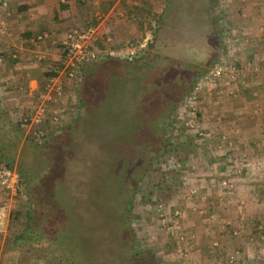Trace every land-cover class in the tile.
<instances>
[{
    "label": "rangeland",
    "instance_id": "rangeland-1",
    "mask_svg": "<svg viewBox=\"0 0 264 264\" xmlns=\"http://www.w3.org/2000/svg\"><path fill=\"white\" fill-rule=\"evenodd\" d=\"M184 1L173 0L164 21L158 25L152 20L151 28L146 29L151 30L148 35L150 47L144 41L137 48L139 52L144 51L143 58L152 56L148 68L126 71L119 76L112 74L107 83L101 85L100 80L106 82V72H118L120 69L119 62L106 61L104 69L101 68L96 76L100 84L98 87L105 86L106 98L127 99L131 96L133 103L148 98L157 105V102L163 101L158 98L160 96L157 99L148 96L144 88L149 84L140 83L145 79L143 74L154 68V83L149 88L164 86L170 89L173 96L177 95L179 104L172 111L169 121L162 116L164 108L156 116L143 115V118H156L159 136L168 148L163 151L164 147L157 142L152 152L155 157L152 154L149 156L153 167L162 172L163 181L148 184L145 180L137 184L138 195L133 202L130 219L138 249H133L135 253L139 249L144 251L148 264H264V235L263 239L260 238L264 224L261 225L262 221L258 219L247 220L244 209L240 212L237 203L226 201L256 162L246 152L237 151L235 129L226 116L229 111L221 114L218 109L222 102L228 103V98L234 95L245 97L243 88L254 76L240 71L242 64L247 62L239 61L244 58L237 54L239 46H232L229 38L226 40L225 34L222 35L225 29L231 28L225 15L227 0H206V4L198 0L199 4L192 6ZM194 19L201 23L195 24ZM127 47L122 48L125 50ZM131 47L134 46L128 48ZM221 59L226 61V71L221 77L214 78L209 71ZM230 66L237 70L238 76L235 70L231 72L233 68ZM95 69L89 68L85 74ZM253 72L255 76L263 74L260 69ZM232 73L234 78L230 77ZM206 74L208 79L204 78ZM230 86L234 87L231 91ZM235 86L243 90L236 93ZM195 88H198L196 92ZM194 95L195 99H192ZM74 98L72 93L67 100L73 102ZM36 102L37 98L34 105ZM101 105L105 106L106 102L100 99L91 106H83L85 132L80 134L85 122L78 123L68 135L66 146L58 145L51 149L50 144L43 143L47 148L43 150L42 146L29 139L28 136H32L31 127L20 131L17 145L12 141L18 134L12 131L10 125V130L2 128L0 131L1 142L11 150V169L17 175L23 173L27 177L17 191L0 190V209L5 216L0 221V264H83V259L90 264L93 259L83 251L98 254L107 251L105 257L108 264L113 261L135 264L128 238L119 227L121 207L117 206L122 200L118 198V194L123 193L120 191L123 190L121 183L127 182L128 185L135 178V171H132L128 179H119L122 168L130 169L133 165V157L127 152H120L126 149V145L121 149L123 138L110 134L107 128L110 117H103L105 114ZM228 106L223 104L221 112ZM10 117L9 124L16 120L14 116ZM155 124H152L154 134L157 129ZM67 132L63 128L61 134L55 137V142L61 143ZM7 141H10L9 144ZM68 145L72 147L70 151L77 153L67 151ZM72 154L79 155L83 161H71V158L76 159ZM1 157L0 161L5 162ZM29 179H33L34 183L28 182ZM51 180L66 182L72 188L80 183L82 195L65 197L63 187L53 185ZM34 186H37L38 195ZM108 192L109 195L106 194ZM83 197L88 199V203ZM48 198L53 207L45 206ZM29 202L33 204V210L40 211L42 207L40 217L47 218L45 230L54 232L61 240L66 238L63 249L54 244L39 243V239L38 242L28 240L14 248L5 247L7 239L23 227V216ZM67 205H71L73 211L68 218L63 214ZM44 211H48L46 215ZM16 213L21 214L19 221L14 219ZM87 217L90 225L85 228L82 225ZM106 222L110 224L97 230L101 231L100 236L97 235L100 245H90L89 230H96ZM254 227L257 232L249 233ZM102 242L105 245H101ZM74 251L76 255L70 257Z\"/></svg>",
    "mask_w": 264,
    "mask_h": 264
},
{
    "label": "crops",
    "instance_id": "crops-1",
    "mask_svg": "<svg viewBox=\"0 0 264 264\" xmlns=\"http://www.w3.org/2000/svg\"><path fill=\"white\" fill-rule=\"evenodd\" d=\"M225 3L227 24L235 35L234 44L239 46L237 54L244 57L239 61L247 62L242 66L254 77L243 88L245 97L237 94L228 98V103L215 105H220L221 114L229 111L226 116L235 129L237 151L246 152L256 162L226 201L237 203L240 212L244 209L247 220L258 219L263 225L264 171L260 169L264 170V0H227ZM7 4L6 32L0 35V109L9 121V116L31 112L46 81L45 69L59 60V44L70 28L84 23L95 25L103 39H109L106 45L113 52L123 51L122 46L132 41H146L149 47L151 30L146 31L147 25L143 30L138 28L134 12L142 9L159 15L167 1L7 0ZM219 8L221 12L222 5ZM43 33L47 37L36 42ZM41 56L43 59L39 60ZM259 69L263 74L255 76L253 71ZM233 89L229 87V91ZM235 89L236 93L243 90L238 86ZM223 104L229 106L222 113ZM251 232L256 233L257 228ZM261 233L263 239L264 228Z\"/></svg>",
    "mask_w": 264,
    "mask_h": 264
},
{
    "label": "trees",
    "instance_id": "trees-1",
    "mask_svg": "<svg viewBox=\"0 0 264 264\" xmlns=\"http://www.w3.org/2000/svg\"><path fill=\"white\" fill-rule=\"evenodd\" d=\"M165 1H167V5L165 7V10L163 11V13H161L159 15H153L150 12H147L146 10H142V9L136 10L134 12V18H135L136 24L140 30H143L144 28H146V25H147L148 29H150L151 28V24H150L151 19L154 20V22L157 23L158 25L164 21L163 19L165 16H168V9L171 7V5H172L171 3L173 2V0H165ZM179 1L183 3L184 0L183 1L179 0ZM197 1L198 0H185L184 3L192 6L194 4H199V3H197ZM202 1H203V3L206 4V0H202ZM205 4H202V5L205 6ZM7 7H8V4H7V0H6V7L3 9H0L1 10L0 14L2 17L5 16L4 14H6V12H7ZM61 7H64V5H62ZM194 23L199 25L201 22H199L197 19H194ZM88 25H89V23H87V24L84 23L81 26H74V27H87ZM225 32H227V29L224 32H222L223 36H224ZM46 35H47V33H43L42 35H40L38 37H42V41H43L45 39L44 37ZM38 37L36 38V42H38V40H37ZM234 37H235V35H234ZM105 41H106V39H102L100 42V46L103 49H107V50L111 51L110 47L106 45L108 42L107 41L105 42ZM140 44L141 43H139V42L132 41L131 43H128L127 46L128 47L129 46L137 47ZM122 47H124V46H122ZM149 47H150V43H149ZM61 49L62 48L59 47V52H60L59 60L56 62H52V65L53 66L58 65L59 69L62 68L66 62L65 52H63ZM125 51L126 50L120 51V52L122 54H125ZM143 52H139V50H138L136 55L131 60H129L127 57H124L125 55H123V57L121 55H118V56L107 55L103 60H101L99 62L86 64L85 66L80 67V68L78 66L73 67L72 69H76L75 70V77L67 80V82H66L65 92L63 94V96H64L63 100H65V101L60 100V101L56 102L55 104H52L51 107H48V111L46 113V117H45L44 121H42V123L38 126H32V128H31L32 129V133H31L32 136L31 137L28 136L29 139H31L32 143H35L39 147L42 146L41 148H44L43 150L47 149V148H45L46 147L45 144L42 145L43 143L50 144L51 149L58 147V145L66 146L68 135L73 131V129L77 126L78 123L82 122V124H83L85 122V120H84L85 116L83 113V106L84 105L91 106L95 102H97V100H100V99L103 100V103L106 102V105L105 106L101 105V107L103 106L102 110L105 114V115H103V117L104 118L106 116L110 117L108 119L107 128L110 129L111 135H114L115 137L118 136L119 139L123 138V140H122L123 145H122L121 149L125 147L124 144L126 145V147H125L126 149H124L120 152H124V153L127 152V154L129 153L133 157V165L131 166L130 169H126L125 167L122 168V170H121L122 175L120 176L119 179L122 180L123 177H125V179H128V177H130V173L132 171H135V175H134L135 178H133L131 180L132 183L130 182V184H128V185L126 184L127 182H125L124 184L121 183V186H123V188H122L123 190H120V191H123V193L120 192L118 194V198L122 199V200L117 206L121 207L120 220L118 221L120 224L119 227L122 228L121 230H123L124 234L128 238V243L130 244L129 247L132 249V253H133V254L131 253V258L135 264H148L146 262V259H145L146 254L144 253V251L139 249L138 252L135 253V249L137 250L138 247L135 243V236L133 233V229H132V225H131V219H130L131 218V211L133 208V202L135 201V197L138 195L137 184H138V182H140V181L144 182L145 180L147 181L148 184H150L151 182L156 181V180L163 181L164 178H163L162 172L153 167V164H151V160L149 159V156L152 154L153 149H155V145L157 144V142H158V144H161V147H164L163 151H166L168 148L167 144H164L162 142L161 136H159L160 135L159 134L160 129H158L156 127L157 126V123L155 124L156 118L155 119L154 118L153 119L143 118V115L153 114V116H156V113H158V114L161 113L162 108H164L165 113L162 116L169 121V118L172 117L171 116L172 111L175 110L176 107H178L177 105H179V104H177V101H176L177 95L173 96V92L170 89L164 88V86H155L156 89L149 88L150 84L154 83V74H156V72H155L156 70H154V68L152 70L148 69V72L146 74H143V76H145L144 77L145 79L142 80L140 83L149 84L148 87L144 88V90H147L148 96L151 95V97L154 99H157V96H160L158 98H160V100H163V101L157 102V105H154V102H151L148 98H146L144 101L137 102V103H135V102L133 103L131 101V100H133L131 98V96L128 97L127 99H123V98H121V99L120 98L109 99V98L105 97L106 96L104 93V90H105L104 87L105 86H103L101 89L98 86L100 84L105 85L107 83L108 78L110 76H112V74H118V76H119L120 74H122L123 72H126V71L131 72V71H134L135 69H139L142 67H144V69L148 68L149 61L152 59V56H150L149 59L143 58V55H144ZM106 61L119 62L120 69L118 72L113 71V70L111 72H108V73L106 72V74H107L106 82H103L102 80H100V84H99L98 83L99 80L96 78V76L99 73V70L105 66L104 63ZM101 62H103V63L100 65L99 68L95 69L92 73H90L88 75L85 74V72L89 68L95 67L97 64H99ZM204 73H206V72H204ZM52 74H53L52 66L49 65L48 68L45 69V80L49 76H51ZM151 75H153V76H151ZM160 75H161V73H160ZM95 87H97L98 89L95 90ZM72 93L75 94V98L72 100L73 102H68L69 100H67V99H68V97L69 98L71 97ZM185 96H187V94H185ZM93 97H94V101L91 102ZM56 109H58L60 111V113H61L60 116L62 117V120L59 119L60 122H58V123H55L52 121V114H53L52 112ZM3 112L4 111L1 108L0 109V131H2V128H5V129L8 128L10 130V127H11L12 131L14 130L16 135L18 134L16 136V140L12 141V143L14 145H17L20 142V138H21V135L19 134L20 131H23V130H25V128L28 127L33 114L31 112H29V113H26V114L19 116V117L14 116V119H16V120L13 123L11 122L9 124L8 120L3 118V115L5 114ZM72 122L74 124L72 126H69V125H71ZM152 124H155L154 127L157 128V129H155L156 134H154V132H153L154 128H153ZM8 125H10V127ZM63 128H65V131L66 132L68 131V132L65 136L63 135V141L61 143H56L55 137L57 138L61 134V131ZM85 129H86V122H85V127H82L80 129V134L85 132ZM12 133L13 132H11V134ZM78 136H80V135H78ZM9 142L10 141H7L6 143L9 144ZM168 145L170 146L171 144H168ZM70 148H72L71 145H68L67 151H70L69 150ZM75 150H77V149H75ZM10 152H11V150L8 149V147H5V145L0 140V157L2 156L5 160V162L0 161V166H4L7 168L12 167L13 160H11L12 156L10 157ZM71 152H75V154L77 153V151H70V153ZM73 155L74 154H72V156ZM152 155H154V157H155L154 153ZM71 159H72L71 161H73V160H76L78 162L83 161L79 155H78V157H76V159H73V158H71ZM58 170H59V168H58ZM18 177H19V186H18V188H19V187L23 186L22 181H24V179H27V177L23 173L18 174ZM32 180L33 179H29L28 182L34 183ZM50 182H52L53 185L56 184L58 186H62L63 192H64L63 196H65V197H69V195H70V198H73L75 196H81L82 195L81 194L82 192L80 190L81 189L80 183L76 187L73 186V188H72V187H68L66 182H64V184L62 182H59L58 180H56V181L51 180ZM32 183H30V186L32 185ZM148 186L150 187V185H148ZM36 187L37 186H34V192H35V194L37 193V195H38V189ZM75 188H77L78 190L75 191ZM2 191H4V190H2ZM5 192H7V191H5ZM106 194L109 195V192ZM123 194H125V195H123ZM31 196L32 195L30 194V197ZM105 197H108V196L105 195ZM83 198L85 199L84 200L85 203H88V199H86L85 197H83ZM30 203L31 202H29V204ZM45 203H46L45 204L46 207H48V206L53 207L54 206V204H53V202H51L50 198H48L47 202H45ZM29 204L27 203L26 213L24 214L25 216H23V218H24V221L22 222L23 227L16 230V232L13 233L12 237L7 239V241L5 243V247L6 248H14L16 246H19L20 244H23L24 242H27L28 240H35L36 242H38V239H39V243H45L46 245L54 244L57 247L59 246L58 247L59 249H63L64 247L62 245H63V243H65L64 241L66 240V238L61 240V238L58 235L54 234V232H49V231L45 230V228H46L45 222H46L47 218L41 219V217H40V211H41L42 207H40L41 208L40 211L33 210V204H30V205ZM70 206L71 205L65 206V208L63 210V214L67 218L73 213ZM114 207L115 206H113V208ZM48 209H50V208H48ZM47 212L48 211H44V215H46ZM37 213L39 216L37 215ZM19 218H21V214L16 213L15 218H14L15 221H19ZM48 220H50V218ZM109 224H110V222L109 223L106 222L105 224L99 225V227L96 230L95 229L89 230L90 235H91L88 237L90 239V242H89L90 245H95V244L100 245L99 244L100 240H98L99 238L97 237V235L100 236L101 231L98 232L97 230L105 228V227H107L106 225H109ZM88 225H90V222L88 221V217H87V219L85 221H83L82 226L87 228ZM79 234H82V233H79ZM79 234H78V236H79ZM68 238L71 239V237H67V239ZM72 241H76V239L72 238ZM67 242L70 243L71 240H67ZM73 243L74 242H71L70 244L74 245ZM134 243L136 246L134 245ZM102 244L105 245L104 242H102L101 245ZM41 245H43V244H41ZM103 248L105 249V247H103ZM133 248H135V249H133ZM84 252H85V254H89V257H91V260L93 259L92 260L93 263L90 262V264H102L101 262H103V264L109 263V262H107V257H105V254L107 251H104L103 254H98V253L93 252V251H88V252L83 251L82 253H84ZM73 255H76V251H74L69 256L73 257ZM71 262L74 263L73 261H71ZM13 263L16 264V262H13ZM82 263L83 264H89V263H85L84 259H83ZM110 264H118V263L113 261V262H110Z\"/></svg>",
    "mask_w": 264,
    "mask_h": 264
},
{
    "label": "built area",
    "instance_id": "built-area-1",
    "mask_svg": "<svg viewBox=\"0 0 264 264\" xmlns=\"http://www.w3.org/2000/svg\"><path fill=\"white\" fill-rule=\"evenodd\" d=\"M5 7L6 0H0V9H3ZM5 32L6 23L4 17H2L0 14V35H3ZM224 34L226 40H228L229 38L231 43H233V45H231L234 46L235 37L231 28H227V32H225ZM46 37L47 36H45L44 38ZM102 39L103 36L99 33L98 28L92 24H89L87 27H73L65 33V36L60 42L59 47L62 48L61 50L63 52H65L66 62L64 66L60 69L58 65L53 66L52 63L49 64L50 66H52L53 74L49 76L43 84V89L39 93L37 102L31 110V113L33 115L31 117L28 127L32 128V126L40 125L46 117L48 107H51L52 104H55L60 100L65 101L63 100V94L65 92L66 82L67 80L75 77L76 69H72L73 67L78 66L80 68L85 66L86 64L99 62L103 60L107 55H121L122 57L123 55H125L124 57H127L129 60H131L138 52L137 47H127V49H125V54H122L120 51L112 52L107 49H103L100 46V42ZM37 40L38 42L42 41V37H38ZM106 41L109 42V39H106ZM42 59L43 56L39 58V60ZM241 67L242 68L240 69V71L246 73V68L244 66ZM226 68V61L221 59L214 65V67L212 68V70L209 71V73L214 78H218L225 73ZM234 70L236 71L235 74L238 76V72L235 68H233L231 72H233ZM230 77L234 78L235 75L232 73ZM204 78L208 79V74H206ZM197 89L198 88H195V92ZM195 95L192 97V99H195ZM52 113L53 122L58 123L60 122L59 119L62 120V117L60 116L61 113L58 109L54 110ZM18 186L19 177L16 171L11 168L0 166V190L14 192L17 191ZM4 217V212L1 208L0 221Z\"/></svg>",
    "mask_w": 264,
    "mask_h": 264
}]
</instances>
